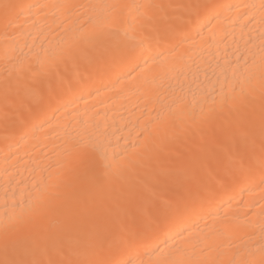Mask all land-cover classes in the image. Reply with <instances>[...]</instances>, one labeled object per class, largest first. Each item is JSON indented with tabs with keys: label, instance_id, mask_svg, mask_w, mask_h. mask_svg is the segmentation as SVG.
Returning <instances> with one entry per match:
<instances>
[{
	"label": "bare ground",
	"instance_id": "bare-ground-1",
	"mask_svg": "<svg viewBox=\"0 0 264 264\" xmlns=\"http://www.w3.org/2000/svg\"><path fill=\"white\" fill-rule=\"evenodd\" d=\"M126 15L162 38L119 42ZM69 50L90 75L38 103ZM262 160L264 0H0V264H262ZM128 207L133 244L110 249Z\"/></svg>",
	"mask_w": 264,
	"mask_h": 264
},
{
	"label": "snow or ice",
	"instance_id": "snow-or-ice-1",
	"mask_svg": "<svg viewBox=\"0 0 264 264\" xmlns=\"http://www.w3.org/2000/svg\"><path fill=\"white\" fill-rule=\"evenodd\" d=\"M5 15H8L9 10L14 7L13 5L5 4ZM111 8L115 9L119 6L112 5ZM132 7V6H125ZM161 23L160 21H155L152 17H148L146 22H140L137 18L131 15H126L121 19V27L111 30L108 34L112 37L117 38L119 41L120 33L123 31L125 34V39H127V33L129 30L132 32H140L142 35L140 37L139 46L143 47L144 43L149 40L159 41L161 36ZM172 26L168 25V30L170 31ZM135 39V37H133ZM122 42V41H119ZM70 62V67H68L64 73L59 71V65L48 66L42 68L39 80L36 87L33 89V93L38 99V103H44L45 101L51 103L53 101L59 100L62 91L72 90L74 85H79L85 82V75H90L87 68L81 69L79 64L76 62V58L71 50L67 53V58L65 63ZM58 81V85H53L52 81ZM67 82V83H65ZM23 105H21V108ZM20 109H17L19 112ZM9 118V114L5 112V119ZM229 165L232 164L231 158L228 160ZM262 168H264V160L261 161ZM205 165L204 161H201L199 165L193 169L192 179L194 182L200 180V171L203 170ZM131 164L125 165V167H130ZM241 170L244 168V161L240 162ZM150 197L154 200L160 199L161 194L157 193L151 189L147 190ZM60 199V194L56 193L54 196L48 199H39L36 205V216L42 218L48 213L53 211L57 206V202ZM162 203L165 207H169L170 204L167 200H163ZM137 213L142 214V209H137ZM137 213L131 214V220L127 223H121L115 225L114 230L111 235V242L109 244L110 249L118 250L119 246L131 247L134 241V232L132 228L136 226ZM35 264H133L131 259L119 260V259H104V260H85V261H66V260H48L47 262L37 261ZM264 264V262H262Z\"/></svg>",
	"mask_w": 264,
	"mask_h": 264
},
{
	"label": "rangeland",
	"instance_id": "rangeland-1",
	"mask_svg": "<svg viewBox=\"0 0 264 264\" xmlns=\"http://www.w3.org/2000/svg\"><path fill=\"white\" fill-rule=\"evenodd\" d=\"M214 150L216 151V149H214ZM127 204H128V203H127ZM127 204H125V207H126ZM128 206H130V203H129ZM125 207H124V208H125ZM128 210L131 211V208L128 207L127 209H123L124 214H123V212H122V214H121V215H123V218L121 217V218H122V219H121V222H122V223H127L128 221L130 222V220H131V217H130V216H131L132 212H129L130 215H128L129 213H126V212H128ZM125 211H126V212H125ZM124 219H125V220H124ZM60 258H61V259L58 258L59 261L62 260L64 257H60Z\"/></svg>",
	"mask_w": 264,
	"mask_h": 264
}]
</instances>
